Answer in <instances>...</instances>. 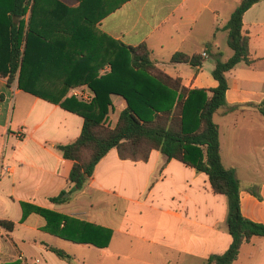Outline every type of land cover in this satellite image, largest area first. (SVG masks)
I'll return each mask as SVG.
<instances>
[{
    "label": "crops",
    "instance_id": "1",
    "mask_svg": "<svg viewBox=\"0 0 264 264\" xmlns=\"http://www.w3.org/2000/svg\"><path fill=\"white\" fill-rule=\"evenodd\" d=\"M61 1L78 5V0ZM241 1L129 0L97 27L126 45L146 43L165 73L189 89L210 91L218 86L212 75L216 54L226 61L234 53L224 27ZM243 26L251 63L227 74V103L214 121L223 164L240 182L242 214L264 224V115L259 109L264 103V0L245 12ZM176 52L199 54L203 63H172ZM71 95L90 101L94 93L84 85L72 88ZM111 99L105 123L113 128L127 103L117 95ZM83 125L81 116L20 90L17 82L9 87L0 77V219L15 223L13 231H0V264H205L229 248L227 197L212 190L205 173L167 160L158 150L147 161L134 162L112 149L85 187L73 191L74 162L58 146L74 142ZM63 191L68 201L50 200ZM23 203L111 229V242L99 248L62 239L45 230L41 214L30 212L23 219ZM233 264H264V237L245 243Z\"/></svg>",
    "mask_w": 264,
    "mask_h": 264
},
{
    "label": "trees",
    "instance_id": "2",
    "mask_svg": "<svg viewBox=\"0 0 264 264\" xmlns=\"http://www.w3.org/2000/svg\"><path fill=\"white\" fill-rule=\"evenodd\" d=\"M127 1L78 0L70 7L61 0H0V77L9 87L17 82L20 90L84 119L80 136L58 146L63 157L74 162L69 176L73 191L85 187L112 149L122 160L134 162L147 161L158 150L167 160L205 173L212 190L227 197L232 237L229 248L209 256L205 264H233L245 243L264 237V224L242 214L240 182L235 170L223 164L214 115L227 103V74L242 62L251 63L243 16L261 0H242L225 25L234 53L226 61L216 54L212 75L218 86L210 91L189 89L181 79L169 76L156 65L146 43L126 45L99 30L97 23ZM170 61L198 67L203 57L176 52ZM84 85L94 93L90 101L69 96L72 88ZM113 95L127 106L111 128L105 121ZM259 109L264 115V103ZM66 193L50 200L66 202ZM22 207L23 219L30 212L41 214L47 220L45 230L62 239L99 248L111 242V229L26 203ZM14 228V222L0 219V231ZM51 249L62 258L71 257Z\"/></svg>",
    "mask_w": 264,
    "mask_h": 264
},
{
    "label": "rangeland",
    "instance_id": "3",
    "mask_svg": "<svg viewBox=\"0 0 264 264\" xmlns=\"http://www.w3.org/2000/svg\"><path fill=\"white\" fill-rule=\"evenodd\" d=\"M246 156H247V154L245 152L242 153V155H241L242 164H241V166H239V171L241 174L246 172V167H245L246 166Z\"/></svg>",
    "mask_w": 264,
    "mask_h": 264
},
{
    "label": "built area",
    "instance_id": "4",
    "mask_svg": "<svg viewBox=\"0 0 264 264\" xmlns=\"http://www.w3.org/2000/svg\"><path fill=\"white\" fill-rule=\"evenodd\" d=\"M205 55V54H204ZM88 99V98H87ZM4 170H8V167H5Z\"/></svg>",
    "mask_w": 264,
    "mask_h": 264
}]
</instances>
